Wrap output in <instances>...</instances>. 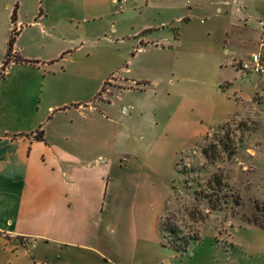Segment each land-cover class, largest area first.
<instances>
[{"label": "rangeland", "instance_id": "1", "mask_svg": "<svg viewBox=\"0 0 264 264\" xmlns=\"http://www.w3.org/2000/svg\"><path fill=\"white\" fill-rule=\"evenodd\" d=\"M168 1L55 0L46 27L28 24L18 38L31 61L54 62L42 66L46 71L12 68L0 76V94L24 99L68 90L102 64L108 76L129 64L130 75L156 78L160 88L150 102L165 105L168 92L180 96L169 100L163 131L145 141L137 130L147 162L118 161L104 209L112 253L122 264H264V77L230 63L256 48L239 46L230 24L248 19L259 31L264 0H175L176 12L160 7ZM175 14L184 20L173 24ZM162 22L180 40L163 34L167 41L155 47L143 32ZM10 34L0 28V55ZM244 36L252 41V32ZM150 61L161 73L141 70Z\"/></svg>", "mask_w": 264, "mask_h": 264}, {"label": "crops", "instance_id": "2", "mask_svg": "<svg viewBox=\"0 0 264 264\" xmlns=\"http://www.w3.org/2000/svg\"><path fill=\"white\" fill-rule=\"evenodd\" d=\"M54 1L0 0V28L17 32L14 58L31 59L29 54H21L18 38L28 24L46 27V13ZM233 1L242 5L241 0ZM160 7L176 12L178 2L160 3ZM37 13L39 19H33ZM173 17V24L184 20L182 15ZM247 23L248 19L239 18L230 27L238 45L252 49L262 31ZM247 31L253 34L251 42L245 41ZM170 32L162 22L147 26L143 35L148 43L159 47L168 39L163 34L175 42L180 40ZM154 34L158 36L153 38ZM10 37L0 55V69ZM53 62L12 61L4 76L16 66L46 71L42 66ZM140 67L150 75L163 70L152 61ZM105 70L104 64L88 70L81 83L68 90L43 91L38 96L33 91L24 99L0 94V264H122L112 253L104 230L109 185L119 163L147 162L137 150V130L145 132V141L152 139L157 129L163 131L169 119L164 123L169 100L175 101L180 95L168 92L165 105L152 103L160 88L156 78L130 75L129 64L122 68V74L111 70L108 76ZM15 80L27 81L24 77ZM103 89L104 95L100 93ZM36 99L39 107L32 108ZM179 108L178 104L174 111ZM124 151L128 154L122 160Z\"/></svg>", "mask_w": 264, "mask_h": 264}, {"label": "built area", "instance_id": "3", "mask_svg": "<svg viewBox=\"0 0 264 264\" xmlns=\"http://www.w3.org/2000/svg\"><path fill=\"white\" fill-rule=\"evenodd\" d=\"M257 26L262 35L256 48L244 58H234L231 65L243 73L264 77V19L259 20Z\"/></svg>", "mask_w": 264, "mask_h": 264}, {"label": "trees", "instance_id": "4", "mask_svg": "<svg viewBox=\"0 0 264 264\" xmlns=\"http://www.w3.org/2000/svg\"><path fill=\"white\" fill-rule=\"evenodd\" d=\"M16 19V9H14L13 13H12V20L14 21ZM17 32L15 31V29H13L12 33H11V37L9 39V45H8V50H7V57L6 60L3 62V66H2V71H0V76H3L5 74V70L6 67L12 62V51H13V45L15 42V37H16ZM16 62H27L30 63L32 62L31 60H28L26 58L21 57L20 55H17L15 58Z\"/></svg>", "mask_w": 264, "mask_h": 264}]
</instances>
